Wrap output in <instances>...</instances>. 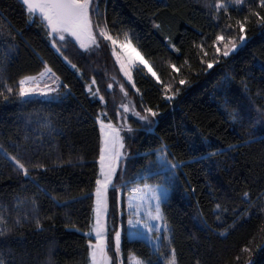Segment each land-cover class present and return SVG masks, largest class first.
Returning <instances> with one entry per match:
<instances>
[{
  "label": "trees",
  "instance_id": "trees-1",
  "mask_svg": "<svg viewBox=\"0 0 264 264\" xmlns=\"http://www.w3.org/2000/svg\"><path fill=\"white\" fill-rule=\"evenodd\" d=\"M215 0H109L107 4L109 21L115 20L117 27L132 30L139 38L142 53H147L145 59L152 63L154 70L167 80L171 72L169 63L180 67L187 59L192 65L193 73L188 77L190 85L186 87L181 96L171 104H164L158 100V92L154 80L146 74V70H133V79L136 86L144 93V102L151 101L161 105L159 111L162 115L158 118L159 124L155 128V135L140 131L134 140H126L130 151L144 152L159 143L156 136L171 137L168 143L175 144L172 151L179 159H189L196 155L189 152L185 133L194 129L199 135L208 138L211 148L204 151L225 149L219 155L201 163H190L182 172L178 186L170 189L169 199L164 207V214L173 229L172 246L176 248L179 264H195L198 259L200 264H234V257L239 249L244 247L256 237V243H264L260 239L258 228L262 225L264 217L253 215L251 219L238 224L233 230L222 237L220 225L216 215L226 221L225 226L233 223L232 209L242 212L247 205L242 203L241 196L249 192L253 201L260 203L257 197L264 193V141L241 146L234 150H227L229 144H236L241 139L247 140L250 133L254 137L264 136V126L241 128L238 124L230 123L224 109H239L246 103L243 92L245 81L255 95L258 90H264V74L259 72L264 64V32L252 25L248 28V42L237 50L235 54L222 60L207 73L199 71V59L194 44H200L204 33L205 51L208 59L212 58V49L209 47L214 35L219 28L214 26L211 17L215 9L211 7ZM13 4L15 11L5 15L16 27L24 30L26 46L21 43L18 54L13 58L8 68L11 79L8 83L25 74H35L41 69L39 59L35 52H39L44 60L48 61L53 71L72 85V95L62 98L54 103H42V97H36L34 102L19 105L17 102L0 103V143L8 145V139L23 138L26 133L39 135L33 132L36 127H26L25 121L31 114L35 120L47 117L52 125L61 130L63 135L55 136L58 144L56 150H50L45 144L43 150L32 157L33 161L39 159L49 167L43 173L33 172L32 175L40 176L42 188H47L49 193L58 199H68L77 196L81 191L89 192L94 189V181L98 172V143L99 125L94 122V117L103 107L91 102L74 72L51 48L46 41L40 21L27 25L19 7V0H5L3 7ZM101 3V11L104 10ZM160 9L155 22L160 24V29L152 27L151 14ZM234 19L241 18L245 12L230 9ZM221 13V24L225 22ZM122 38V35H121ZM181 49L175 53L168 46V39ZM136 43V40L133 41ZM35 50V51H34ZM75 54H70L69 59L84 73L85 80L95 76L98 82L99 72L95 68L98 64L81 57L75 46L71 48ZM102 55L105 58L106 55ZM187 73V68L183 69ZM234 77L230 89L225 91L223 80L225 76ZM179 78V77H178ZM136 99L135 89L127 86ZM227 99L228 103L224 101ZM264 104V101H257ZM114 121V120H113ZM195 140V137H193ZM197 145L199 141L196 140ZM11 150V149H10ZM64 161L72 160V164L63 167L55 166L57 156ZM134 167H129L131 175L144 163L143 159H136ZM156 183L157 180H151ZM196 189L192 194L187 192L188 186ZM127 192V190H125ZM36 193L35 187L28 183L22 176L17 175L11 167V161L6 160L0 152V203H14L13 196L28 198ZM41 203L43 215L53 216L52 222L43 221V232L30 231L25 225L20 231L24 232L23 239L13 240L10 247L18 258L24 256L25 264H84L86 238L82 233L72 229L77 228L88 231L92 212L91 200L70 203L67 208L57 207L55 202L43 194L37 193ZM112 192L109 191L108 225L111 231L113 224L117 227L123 223L124 216L114 217L112 212ZM221 204V210L215 211V205ZM223 209H228L227 213ZM34 228V225L32 226ZM209 227L212 229L209 230ZM124 229V227H123ZM125 230V229H124ZM125 235L122 237V250L125 260ZM252 259L256 264H264V250L259 254L253 246ZM162 251L167 252V247ZM111 254V253H110ZM243 259H248L247 254Z\"/></svg>",
  "mask_w": 264,
  "mask_h": 264
},
{
  "label": "snow or ice",
  "instance_id": "snow-or-ice-1",
  "mask_svg": "<svg viewBox=\"0 0 264 264\" xmlns=\"http://www.w3.org/2000/svg\"><path fill=\"white\" fill-rule=\"evenodd\" d=\"M108 2L109 0H19L25 23L36 24V18H39L40 23L37 26L43 28L46 41L62 61L74 70L80 86L84 89L85 95L91 98V102L100 104L104 109L107 108V101L101 94L96 77L85 80L81 69L65 55L69 40L78 45V49L81 50L78 54L85 59L93 55L99 57L101 54L114 58L119 71L131 88L135 89L139 101L129 98L124 85H120L123 96L113 110L118 122L114 123L107 111H100L95 115L94 122L99 125V170L96 173L95 186L89 192L81 191L79 195L68 199H58L49 193L47 188H42L39 175H32L33 172L49 171L48 165L39 159L33 161L32 157L38 155L45 144L50 150H56L58 144L55 142V136L63 135L61 130L52 125L49 118L37 115L33 120L30 114L25 121L26 127L32 128L35 123L36 127L32 131L39 132V135L26 133L23 138L17 137L15 140L9 137L7 146L0 143V152L6 160L11 161L12 170L36 189V193L28 198L13 196L14 203L11 205L6 202L0 203V264H25L24 256L28 253L18 258L8 245L13 240L24 238V232L20 229L25 225L29 226L30 231L43 232V221H53V216L42 214L37 195L41 190L55 202L57 207L67 208L70 203L92 201V217L88 231L85 232L75 224L72 225L73 230L82 233L86 238L84 264H125L122 252L123 223L117 227L114 222L111 231L109 230L110 190L113 194L111 207L114 217L122 218L125 215L126 203L128 225L126 235L129 241L144 242L150 248L149 255L135 259L133 264H179L176 248L172 246L173 229L164 214L163 206L167 204L170 189L178 186L183 175L182 170L186 166L190 163L210 161L212 157L221 155L225 149L204 151L203 149L212 147L208 138L199 135L194 129H189L185 133L188 150L197 153L189 159H179L172 151L175 144L168 143L171 137L156 136L159 141L157 146L150 147L144 152L130 151V145L126 140H134L136 133L140 131L155 135V128L159 124L158 118L162 115L159 111L161 107L159 103L144 102V93L136 86L133 70H146V74L155 82L158 100L164 104H171L190 85L188 77L193 73V68L187 59L180 67L175 63H169L171 72L168 79H162L154 70L152 63L145 59L148 54L141 52L139 38L135 33L117 27L115 20L109 21ZM159 2L163 3V0ZM4 3L5 0H0V5ZM101 3L105 6L103 11H101ZM211 7L215 9L211 19L219 31L215 33L209 45L212 49L211 59L207 58L208 52L205 51L204 33H198L202 37L201 43L193 45L198 54L202 53L198 56L200 68L196 72L197 75L200 72L207 73L215 66H219L222 60H226L246 45L250 26L255 25L264 32V0H215ZM233 8L238 13L243 11L245 14L233 20L230 11ZM14 11L13 4L0 6V103L17 102L23 105L34 102L36 97H43L42 103H54L62 98L66 99L73 94L72 85L65 83L39 52H35V55L39 59L41 69L35 74H25L13 80L11 84L8 83L11 79L8 75L11 61L18 54L21 43L28 46L24 40V30L16 28L5 15L6 12L12 14ZM159 13L160 9L157 8L151 14L154 29L161 27L155 22V17ZM221 13L226 18L223 24H221ZM134 39L136 43L133 42ZM167 39L169 48L175 53H180L181 49L172 42L171 38ZM185 67L187 73L183 71ZM261 69L264 72V64L261 65ZM233 79L234 77L227 75L224 77L223 87L226 92L230 89ZM113 81L115 82V78ZM241 83L246 103L239 109L225 108V115L230 123L234 126L238 124L241 128L246 126L254 128L257 124L264 126V104L257 103L264 101V90H258L253 95L248 84L243 80ZM112 87L111 83L107 85V89ZM113 102L115 104V99ZM224 103H228L227 99ZM129 116L135 118L139 124L138 128L128 123ZM245 134L249 139H241L234 145L229 144L227 150L256 143L258 139L264 141V136L254 137L250 133ZM196 140L199 141V145ZM136 159H143L144 163L129 175V167H134L133 162ZM66 163L70 165L72 160L64 161L59 155L57 156L55 166L63 167ZM154 179L157 180L156 183L149 182ZM195 191V188L188 186L187 192L194 194ZM241 200L247 207L242 212H238L236 208L232 209L235 217L232 224L225 226L226 221L221 215H216V221L220 225L218 233L220 236H226L230 230L241 222L251 219L253 215L264 217V193L257 197L260 203L253 201L249 192H244ZM220 210L221 204L217 203L215 211ZM223 211L227 213L228 209ZM209 230L212 229L209 227ZM257 231L261 234L260 239L264 240V221ZM253 246L258 254L264 250V243H256L254 236L253 240L239 249L234 257V264H256L252 259ZM163 247H167V252L162 251ZM245 254L248 259H243ZM153 256L155 259L152 258ZM195 264H200V261L197 259Z\"/></svg>",
  "mask_w": 264,
  "mask_h": 264
},
{
  "label": "rangeland",
  "instance_id": "rangeland-1",
  "mask_svg": "<svg viewBox=\"0 0 264 264\" xmlns=\"http://www.w3.org/2000/svg\"><path fill=\"white\" fill-rule=\"evenodd\" d=\"M75 46L78 51H81L78 49V45H76L74 42L69 40L67 43V51L65 52V55L69 57L70 54H75L74 51H71V48ZM89 59L93 61V63L98 64L97 68L99 72V79L98 84L101 89V94L105 96V99L107 101V108L103 111H107L109 117L113 118V122H118L117 118L113 115V110L116 105H118L121 102L122 99V92L120 90V85H124V88L129 93V98L137 100L134 94L129 91L127 86L129 83L127 82L126 78L123 76V74L119 71V66L114 63V58L110 57V55H106L105 58H102V55L97 57L96 55L90 56ZM259 72L264 74L262 72V69H259ZM113 78H115V82L113 81ZM112 84V89H107L108 84ZM43 98V97H42ZM115 99V104L113 100ZM138 101V100H137ZM126 102V101H125ZM128 123H130L134 128H138L139 124L135 121L134 117L129 116ZM99 168V164H98ZM124 220H123V227H124V235H125V264H133L135 259L137 258H144L145 256L149 255L150 248L149 246L140 241L130 242L127 238L126 232H127V207L126 203L124 205ZM123 252V250H122ZM155 259V256L152 257Z\"/></svg>",
  "mask_w": 264,
  "mask_h": 264
}]
</instances>
